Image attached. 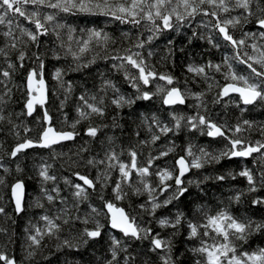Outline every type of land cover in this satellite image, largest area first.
Instances as JSON below:
<instances>
[{"label":"snow or ice","instance_id":"6c2138e0","mask_svg":"<svg viewBox=\"0 0 264 264\" xmlns=\"http://www.w3.org/2000/svg\"><path fill=\"white\" fill-rule=\"evenodd\" d=\"M51 9V12H42L41 9ZM57 12L63 13H85L93 15H103L112 17L121 23H131L141 25L146 22V27L150 33L147 40L138 39L131 47L124 49L123 54L106 56L105 59L119 61L113 63L112 67L117 71H123L124 79L135 89L132 95L124 94L117 85L109 79H103L99 91L104 95L89 94L82 92L77 98L76 119L68 124L70 130L56 129L52 126V117L49 115L45 104L47 102L46 85L44 80L45 57L49 54L60 60L59 50L40 51L41 37L50 33L49 25L52 24L53 30L67 28V40L61 39L57 32V39L60 41L59 49L63 50L64 57H71L72 64L65 68H56L52 77L56 80L64 91V99L60 102L63 108L65 103L72 95L73 82L65 81L64 76L67 71H80L88 68L95 63V59L86 63L81 62L84 54L90 50L93 41L97 44L110 40L107 33L102 30L89 29L87 39L76 40L73 36L75 29L56 21ZM232 13H236L233 15ZM208 17L207 23L202 21L205 28H209L216 35H201V39H207L213 47H219L216 43L218 35L224 42L229 44L234 55L225 57L223 64L228 67L226 83L218 93L217 101L230 93H238L243 105H256L264 103V0H0V25H5L7 30L0 33L3 37L0 46V122L7 119L10 126L9 131L18 137V142L10 151L0 155V168L5 172L9 171L3 163L4 156L16 159L26 149L33 147L52 148L53 145L64 141H74L81 133L77 126L87 122L88 126L84 129V135L92 139L97 138L102 127L93 122L94 117L104 118L108 108L114 106L116 109H131L138 101H150L154 96L162 94L163 104L166 106L184 105L187 95H191L197 101H201L203 93H187L180 88L157 86L155 93L144 90L141 85L147 86L156 79L165 81L167 85H172L174 77L170 74L158 73L154 67L149 65L136 49H143L147 43L159 36L165 30H177L182 24L190 23L197 17ZM27 21L34 27H24L19 22L20 19ZM16 21V23H14ZM244 25H255L257 31H242L241 37L237 39L233 30L243 29ZM197 32L193 31L192 36L196 37ZM191 37L189 42H191ZM251 42V43H250ZM73 43L76 47H73ZM169 45L172 41L169 40ZM35 45V51H31ZM248 48L252 49L256 55L249 54ZM15 54V58L11 57ZM152 55L151 52L148 53ZM32 60L34 67H27L26 61ZM230 60L243 64L249 70L247 76L240 75L233 70ZM221 64H213L209 61L206 65H188L187 71L196 76H204L207 79V69L214 68L217 72L221 71ZM26 69L27 98L24 103V110L27 116H32L36 106L44 109L42 121L43 132L39 139L21 138L19 125L11 120V113L5 115L7 104L10 102L13 93V77L18 70ZM134 70V71H133ZM101 76L103 74L101 73ZM211 87V85L209 86ZM111 92V96L108 93ZM107 98V99H106ZM110 99V105L107 100ZM198 103L197 107H202ZM244 111V109H241ZM19 115V114H18ZM119 113H117V116ZM171 123H164L159 117L153 114L151 117L141 114V123L147 128L148 139L138 140L139 145H155L161 137L175 135L183 129L188 131H200L208 137H223L228 141L225 149L219 153H213L200 148L198 154L193 151L191 144L185 149V155L179 156L175 162L176 169L159 168L152 171L154 161L161 157H166L175 150V144L169 142L166 150H160L158 155H149L146 164H141L139 153L135 146L127 149L128 161L121 159V153L117 152L113 137H108V144L102 147L103 155L88 156L90 152L88 141L78 147L76 152L69 157V167H88L97 170L95 179L80 171H72L71 176L80 182H74L69 177H64V183L69 187L73 198V207L78 209L80 203L90 199V191L96 192L97 186L101 189L106 187L111 180V173L118 172L113 186L112 193L115 200H124L129 195H147L145 203H141L139 208L151 217V221L160 229H170L168 235H161L151 226H143L138 223L137 217L130 216L123 208L116 207L113 202L105 200L101 194L100 199L104 201V207L110 214L109 224L114 230L122 233V238L110 235L108 239L107 254L102 258H96V264H138L141 255L148 253L155 254L159 264H184L182 257L185 253L177 254L176 237L180 235L181 228L187 225V241L198 240V245L187 248L185 251L191 253L194 264H264V247L257 248L251 252H239L235 241L247 242L250 237L257 233H264V220L247 218L238 219L233 216L227 208H223L215 215L203 213V223H195L187 218L183 211L177 210L174 214L157 216L158 210L167 209L174 201H179L189 191L190 185L197 188L202 183L209 180L224 181L228 177L233 180L236 176L246 180L243 190H236L230 199L236 203L241 202L244 197L251 198L253 208H264V140H257L255 143L242 138L239 134L254 127L253 122L243 120L232 127L220 125L214 122L207 115L197 114L194 116H184L171 113ZM39 119V118H38ZM117 117L112 118V126L119 128L121 125L116 122ZM67 122V117H65ZM106 127V126H105ZM27 134L30 129L23 128ZM261 135L264 136V127L260 128ZM228 133H232L229 135ZM137 137L140 132H136ZM254 154H256L254 156ZM64 154H54L53 159L62 157ZM253 157L256 168L244 167L238 172H228L216 176H204L202 180H188L185 183L183 177L192 169H202L205 165L219 164L222 160L233 158ZM53 164L42 161L36 168V174L40 179L41 198L35 202V207L45 209L46 200L49 205H54L57 199L64 204V208L57 209L56 215H50L46 211L39 217L40 223L30 224L25 229L27 233V252L26 258L37 255V249L41 247L42 240L48 236H58L62 232V224H70L73 221H81L87 225L94 221V227H84L74 240L64 239L61 244H57V250L61 248L79 250L87 246L90 241L98 240L102 236L103 225L96 217L101 212L95 207H91L93 215L81 218L79 215L73 216L67 207L68 197L60 196L61 189L54 186L49 189L46 185L52 182L56 185L58 177L52 174ZM17 172L22 171L19 165L16 166ZM133 174L138 177L133 181ZM155 175L157 182L149 179ZM174 180V184L169 181ZM4 180L0 177V185ZM11 199L14 204V211L20 214L25 210V183L22 179H16L11 184ZM127 189V190H126ZM2 199V197H0ZM0 215L7 217L6 208L0 205ZM62 222V223H61ZM6 229L0 228V232ZM212 241L209 243V241ZM137 241H147L149 248L147 253H136L133 250V243ZM47 259V257H45ZM0 261L3 264H17L14 257H9L5 252L0 251ZM65 264H73L66 260ZM139 264H154L151 259H145Z\"/></svg>","mask_w":264,"mask_h":264},{"label":"trees","instance_id":"16d2710c","mask_svg":"<svg viewBox=\"0 0 264 264\" xmlns=\"http://www.w3.org/2000/svg\"><path fill=\"white\" fill-rule=\"evenodd\" d=\"M42 12H51V9H41ZM236 15V13H232ZM56 21L54 23H61L75 29L73 36L76 40L81 38L87 39V32L89 29L102 30L107 33L110 40L107 44H97L92 42L90 50L86 52L82 58L83 63L95 59V63L91 64L88 68L80 71H67L64 76L65 81L73 82V91L71 97L65 103L64 107H60L61 100L64 99V91L60 88L58 82L53 79L52 73L56 68L67 69L72 64V58L64 57L63 50L59 49L60 41L57 39V32L60 33L61 39L67 40V28L53 30L52 24L49 25L50 33L47 36L41 37L40 51L45 50H59L61 59H54L51 54L45 57L44 78L47 83V108L49 115L52 117V126L56 129L70 130L68 124H71L76 119V107L78 104V97L82 92L87 91L89 94L104 95L99 91L102 80H112L120 91L127 95L135 93L129 83L124 79L123 71L115 70L113 61L105 59L106 56L116 54H123V50L134 45L138 39L147 40L150 34L146 27V22L141 25H133L131 23H121L112 17L103 15H93L85 13H63L57 12ZM208 17H197L190 23L182 24L177 30H165L150 43H147L143 49H136L146 59L147 63L154 67L158 73L170 74L174 77L172 85H167L165 81L156 79L149 85L141 87L144 90L155 93L157 86H164L170 88L176 86L182 91L187 93H203L201 101H197L191 95H187L186 103L184 105L166 106L162 101V94H158L150 101H138L131 109H116L110 106L107 115L104 118L94 117L93 122L100 125L102 130L98 133L97 138L92 139L84 135V129L88 126L84 122L77 126L81 135L76 137L74 141H64L59 144L53 145L52 148L33 147L26 149L16 159H11L4 156V165L9 171L5 172L0 168V177L3 178L4 184L0 185V205L6 208L7 217L0 215V228L6 229L5 232H0V251L5 252L9 257H14L17 264H65L66 260H70L73 264H96V258H102L107 254L108 239L110 235H115L117 238H122V233L114 230L108 226V217L104 201L99 197L102 194L105 200L120 205L126 213L130 216L137 217L138 223L143 226H151L155 231L161 232V235H168L170 229H160L151 217L146 212H143L139 205L145 203L147 195L133 196L129 195L124 200H115L112 193V186L118 177V172L111 173V180L108 185L103 189L97 186L96 192L90 191V199L80 203L78 209L73 207V198L69 187L64 183L63 178L69 177L74 182H80L75 177L71 176L72 171H80L82 174L89 175L90 178L95 179L97 170L84 166L69 167V157L72 156L79 146L88 141L90 152L86 153L88 156L103 155L102 147L108 144V137H113L115 140L114 147L117 152L121 153V159L128 161L127 149L135 146L139 153L138 159L141 164H146L148 156L158 155L160 150H166L169 142L175 144V150L169 153L166 157L154 161L152 169L155 172L159 168L176 169L175 160L178 156L185 155V149L189 144L193 146V151L198 154L200 148L213 153H219L225 149L228 141L223 137H208L200 131H188L186 128L180 133L161 137L155 145H139L138 140L149 138L147 128L141 123V114L151 117L155 114L164 123H171V113L175 112L179 115L194 116L197 114L207 115L214 122L220 125H227L232 127L238 122L248 120L253 122L254 127L240 133L242 138L255 143L257 140H264L261 135L260 128L264 127V103L256 105H243L236 94H229L222 97L217 101L218 93L221 86L226 82V74L228 67L223 64L225 57L231 58L234 55L233 48L224 42L218 35L216 36V43L219 47H213L208 43L207 39H201L203 35H216L211 32L209 28H205L202 24L207 23ZM24 27L32 28L33 25L29 24L22 18L19 20ZM16 23V21H14ZM5 25H0V33L6 31ZM193 31L197 32L196 37L192 36ZM242 31H257L255 25H244L243 29L233 30L234 36L239 39ZM191 42H189V38ZM169 40L172 44L169 45ZM0 41L3 37L0 36ZM251 43V42H250ZM2 46V43H0ZM73 47L76 44L73 43ZM31 51H35V45L32 46ZM249 54L256 55L248 48ZM152 55L149 56L148 53ZM15 58V54L11 57ZM209 61L213 64H221V71L217 72L214 68L207 69V79L204 76H196L187 71L188 65H206ZM233 65V70L240 75L247 76L249 70L243 64L230 60ZM3 60L0 59V65H3ZM27 67H34L35 64L32 60L26 61ZM134 71V70H133ZM101 73L103 76H101ZM25 77L26 69L18 70L13 77V93L10 102L7 104L6 117L11 113V120L19 125V132L21 138L39 139V134L44 127L42 121L43 111L40 106L36 109L32 116H27L24 110V103L27 98L25 90ZM211 85V87H209ZM111 96V92L108 93ZM107 99V98H106ZM110 105V99L107 100ZM198 103H202V107H197ZM244 109V111H241ZM117 113L119 115L117 116ZM19 114V115H18ZM67 117V122H65ZM117 117V124L121 125L119 128L112 126V118ZM39 118V119H38ZM106 126V127H105ZM27 127L30 132L25 134L23 128ZM9 124L7 119L0 122V155L10 151L15 143L18 142V137L9 131ZM140 132V136L135 135ZM232 135V133H228ZM54 154H64L62 157L53 159ZM256 154H254L255 156ZM46 161L53 164L52 174L58 177L56 185L48 182L46 185L49 189L54 186H59L61 189L60 196L68 197L67 207L71 210L73 216L79 215L81 218L87 215H95L91 213V207H95L101 212V215L96 217L99 223L103 225L102 236L98 240L90 241L87 246L81 247L79 250L61 248L57 250V244H61L64 239L74 240L76 235L82 231L84 227H94V221H90L87 225L81 221H73L70 224H62V232L58 236H46L42 242L41 247L37 249V255L32 258H26L27 252V229L30 224L40 223L39 217L44 215L47 211L50 215H56L57 209L64 208L65 205L60 203L59 199L54 205H49L46 200L42 202L45 204V209L35 207L37 199L41 198L40 179L36 174L37 166ZM19 165L22 171L17 172L16 166ZM256 168L253 163V157L249 158H233L231 160L224 159L219 164L205 165L202 169H192L183 177L185 183L188 180H202L204 176H216L226 174L228 172H238L242 168ZM177 174V169L175 171ZM16 179H22L25 183V210L16 214L14 205L10 196V186ZM153 184L157 182L155 175L149 178ZM138 177L133 174V181H137ZM174 184V180L169 181ZM246 186V180L243 177L236 176L233 180L228 177L224 181L209 180L205 181L197 188L194 184L189 186V191L179 201H174L167 209L158 210L157 216L174 214L177 210L183 211L187 218L195 223H203V213L198 209L203 208L204 212L210 215H215L223 208L238 219L246 220L251 217L256 220H264V208H253L251 206L252 197H244L241 202L236 203L230 199L236 190H243ZM127 190V189H126ZM91 205V207L89 206ZM62 223V222H61ZM187 225L185 224L180 230V235L176 237V251L177 254L185 253L182 257L184 264H194L191 253L185 250L192 246L198 245V240L187 241L186 231ZM212 241L210 240L209 243ZM238 253L251 252L257 248L264 247V233H257L250 237L245 243L243 241H235ZM133 250L136 253H147L149 244L147 241H137L133 243ZM47 257V259H45ZM145 259H151L154 264H159L155 254L148 253L141 255L139 262ZM0 264H3L0 261Z\"/></svg>","mask_w":264,"mask_h":264},{"label":"water","instance_id":"95a60500","mask_svg":"<svg viewBox=\"0 0 264 264\" xmlns=\"http://www.w3.org/2000/svg\"><path fill=\"white\" fill-rule=\"evenodd\" d=\"M44 80H45V78H44ZM226 83H229V82H226ZM226 83H224L222 86H221V89L223 88V86L226 84ZM25 85H26V80H25ZM45 85H46V82H45ZM172 87H176V86H172ZM171 88V87H170ZM178 88V87H177ZM46 94H47V90H46ZM230 94H236L238 97H239V99H240V96H239V94L238 93H230ZM240 101H241V99H240ZM242 102V101H241ZM39 106V105H38ZM42 111H44V109L42 108ZM46 125H44V127H45ZM44 127H43V129L41 130V132H40V134L43 132V130H44ZM40 134H39V136H40ZM179 157V156H178ZM177 157V158H178ZM177 158H176V160H177ZM176 160H175V162H176ZM177 174H178V169H177ZM15 182V181H14ZM13 182V183H14ZM10 196H11V188H10ZM115 204V203H114ZM14 205V204H13ZM115 206L116 207H119V208H122L120 205H116L115 204ZM106 212H107V217H108V226L110 227V224H109V219H110V214L108 213V210L106 209ZM111 228V227H110Z\"/></svg>","mask_w":264,"mask_h":264},{"label":"bare ground","instance_id":"6f19581e","mask_svg":"<svg viewBox=\"0 0 264 264\" xmlns=\"http://www.w3.org/2000/svg\"><path fill=\"white\" fill-rule=\"evenodd\" d=\"M45 82H46V80H45ZM46 90H47V83H46ZM54 127V126H53Z\"/></svg>","mask_w":264,"mask_h":264}]
</instances>
